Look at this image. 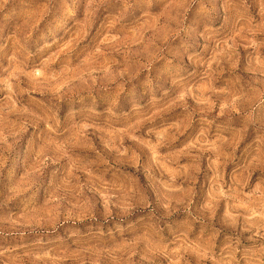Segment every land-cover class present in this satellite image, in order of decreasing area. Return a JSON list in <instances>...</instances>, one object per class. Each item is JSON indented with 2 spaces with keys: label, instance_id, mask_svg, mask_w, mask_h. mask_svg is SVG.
Wrapping results in <instances>:
<instances>
[{
  "label": "rangeland",
  "instance_id": "1",
  "mask_svg": "<svg viewBox=\"0 0 264 264\" xmlns=\"http://www.w3.org/2000/svg\"><path fill=\"white\" fill-rule=\"evenodd\" d=\"M0 264H264V0H0Z\"/></svg>",
  "mask_w": 264,
  "mask_h": 264
}]
</instances>
